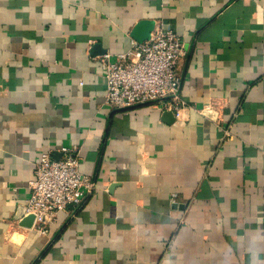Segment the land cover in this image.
<instances>
[{"label": "crops", "instance_id": "obj_1", "mask_svg": "<svg viewBox=\"0 0 264 264\" xmlns=\"http://www.w3.org/2000/svg\"><path fill=\"white\" fill-rule=\"evenodd\" d=\"M140 21L184 44L178 116L104 102ZM63 147L92 188L40 234L19 208ZM0 264H264V0H0Z\"/></svg>", "mask_w": 264, "mask_h": 264}, {"label": "built area", "instance_id": "obj_2", "mask_svg": "<svg viewBox=\"0 0 264 264\" xmlns=\"http://www.w3.org/2000/svg\"><path fill=\"white\" fill-rule=\"evenodd\" d=\"M184 54L180 35L158 25L147 39H131L126 51L99 56L105 104L118 110L148 104L178 116L187 105L176 72L178 59ZM79 165L80 150L76 147L61 148L59 158H52L49 152L41 153L34 163L29 194L20 205L17 220L32 215L27 228L46 234L59 211L80 207L92 185Z\"/></svg>", "mask_w": 264, "mask_h": 264}, {"label": "water", "instance_id": "obj_3", "mask_svg": "<svg viewBox=\"0 0 264 264\" xmlns=\"http://www.w3.org/2000/svg\"><path fill=\"white\" fill-rule=\"evenodd\" d=\"M145 23H147L148 25L144 26ZM150 30H151V22L140 21L135 25L132 31V36L134 37V39L138 41H142L148 38ZM103 52L104 49L101 51V53ZM20 222L22 225L29 227L32 222V215L24 217Z\"/></svg>", "mask_w": 264, "mask_h": 264}]
</instances>
